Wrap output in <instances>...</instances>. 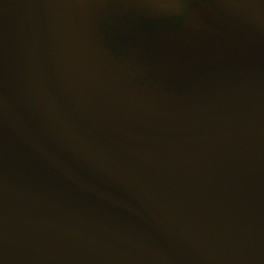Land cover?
<instances>
[{"label": "water", "instance_id": "obj_1", "mask_svg": "<svg viewBox=\"0 0 264 264\" xmlns=\"http://www.w3.org/2000/svg\"><path fill=\"white\" fill-rule=\"evenodd\" d=\"M0 0V264H264V0Z\"/></svg>", "mask_w": 264, "mask_h": 264}, {"label": "clouds", "instance_id": "obj_2", "mask_svg": "<svg viewBox=\"0 0 264 264\" xmlns=\"http://www.w3.org/2000/svg\"><path fill=\"white\" fill-rule=\"evenodd\" d=\"M145 3L156 14L180 15L184 11L183 0H145Z\"/></svg>", "mask_w": 264, "mask_h": 264}]
</instances>
